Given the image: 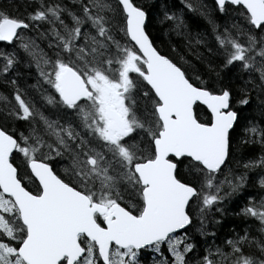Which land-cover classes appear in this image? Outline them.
I'll use <instances>...</instances> for the list:
<instances>
[{"label": "snow or ice", "instance_id": "6c2138e0", "mask_svg": "<svg viewBox=\"0 0 264 264\" xmlns=\"http://www.w3.org/2000/svg\"><path fill=\"white\" fill-rule=\"evenodd\" d=\"M179 5L0 7V264H264V0Z\"/></svg>", "mask_w": 264, "mask_h": 264}, {"label": "trees", "instance_id": "16d2710c", "mask_svg": "<svg viewBox=\"0 0 264 264\" xmlns=\"http://www.w3.org/2000/svg\"><path fill=\"white\" fill-rule=\"evenodd\" d=\"M23 0H0V7H7L10 3H13L14 5L17 3H22ZM173 3L179 7V0H173ZM153 33L154 35H156L158 38L157 40V44L165 51V52H169V47H168V42L169 40H172L174 43L179 44V40L176 39V37L172 36H166L163 32V30L157 26L153 29ZM183 54V53H181ZM32 81L30 80L29 83H31ZM0 91H6L2 86H0ZM225 224V229L227 228H231L232 227V221L227 219L224 222ZM221 234H223V230L221 232Z\"/></svg>", "mask_w": 264, "mask_h": 264}]
</instances>
